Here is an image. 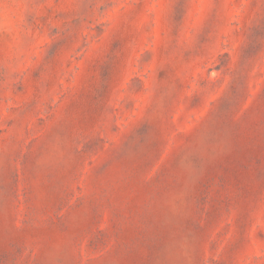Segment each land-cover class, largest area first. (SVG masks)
Returning a JSON list of instances; mask_svg holds the SVG:
<instances>
[{"label":"rangeland","instance_id":"obj_1","mask_svg":"<svg viewBox=\"0 0 264 264\" xmlns=\"http://www.w3.org/2000/svg\"><path fill=\"white\" fill-rule=\"evenodd\" d=\"M0 264H264V0H0Z\"/></svg>","mask_w":264,"mask_h":264}]
</instances>
